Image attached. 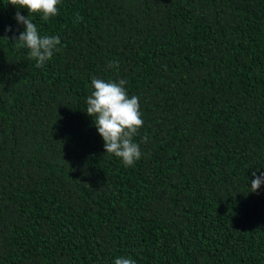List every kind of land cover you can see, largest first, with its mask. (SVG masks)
Here are the masks:
<instances>
[{"label": "trees", "instance_id": "16d2710c", "mask_svg": "<svg viewBox=\"0 0 264 264\" xmlns=\"http://www.w3.org/2000/svg\"><path fill=\"white\" fill-rule=\"evenodd\" d=\"M8 4L0 264H264V0H62L32 18L61 40L43 68ZM93 77L139 98L132 167L85 112Z\"/></svg>", "mask_w": 264, "mask_h": 264}, {"label": "clouds", "instance_id": "9594fccd", "mask_svg": "<svg viewBox=\"0 0 264 264\" xmlns=\"http://www.w3.org/2000/svg\"><path fill=\"white\" fill-rule=\"evenodd\" d=\"M62 0H9L15 8L24 9L28 16L17 11L15 19L24 26L18 37H15L14 46L17 49L27 48L29 59L35 60V67L43 68L50 61L54 53L59 52L61 40L58 36H42L33 21L39 16L45 22L59 14ZM82 17L77 16V21ZM8 31H12L9 27ZM109 67H118L110 63ZM94 91L86 100V113L94 120L98 134L104 141L106 155L119 158L125 167H132L141 159L140 146L134 142V137L143 127L144 121L137 96H129L126 91V80L106 82L96 77L92 78ZM264 185V176L253 173L250 183L251 193H256ZM114 264H135L130 258L119 257Z\"/></svg>", "mask_w": 264, "mask_h": 264}]
</instances>
